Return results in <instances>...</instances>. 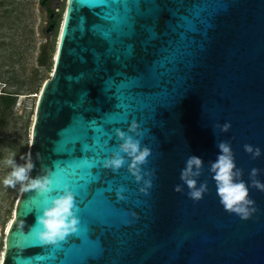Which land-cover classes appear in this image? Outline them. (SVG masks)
I'll return each mask as SVG.
<instances>
[{
	"label": "water",
	"instance_id": "1",
	"mask_svg": "<svg viewBox=\"0 0 264 264\" xmlns=\"http://www.w3.org/2000/svg\"><path fill=\"white\" fill-rule=\"evenodd\" d=\"M45 16L38 8L35 64L53 68L36 105L30 176L67 186L79 224L42 246L29 231L43 198L21 191L0 235L3 264H264V191L250 179L256 168L264 183V0H68L55 48ZM133 120L152 151L141 166L153 173L146 192L127 164L102 167L119 143L113 129ZM226 122L227 132L215 127ZM220 141L255 201L247 220L216 195L209 162ZM191 155L204 161L199 201L179 179Z\"/></svg>",
	"mask_w": 264,
	"mask_h": 264
},
{
	"label": "clouds",
	"instance_id": "2",
	"mask_svg": "<svg viewBox=\"0 0 264 264\" xmlns=\"http://www.w3.org/2000/svg\"><path fill=\"white\" fill-rule=\"evenodd\" d=\"M215 127H218L221 132H227L231 125L226 122L222 126L216 125ZM113 132L119 143L114 146L111 155L103 159L102 167L117 172L127 164V172L134 177L136 182L143 181L144 186L140 188V191L146 192L152 187V181L144 177L152 176L153 173H142L141 166L148 163V157L152 155V151L142 146L140 139H137L142 136L140 126L133 120L127 132L120 128L113 129ZM217 147L219 154L215 161L209 162V172L212 173L211 178L215 182L219 203L226 212L247 220L255 212V201L249 198V185L241 179L242 169L236 166L230 143L220 141ZM244 151L251 154L253 159L261 155L258 147L254 149L248 144L244 145ZM15 156L16 153L9 150V154L2 161L3 165L11 170L0 183L5 188H16L20 185L21 191H32L36 196L43 198L44 206L40 209L35 224L29 232L35 231V237L42 246L57 245L77 231L79 219L75 215L77 210L75 196L67 186L59 190L49 174L30 176L35 167L30 152L21 156L24 163L18 164L14 159ZM37 159H39V154H37ZM203 166L204 161L201 157L191 155L186 159L185 166L180 171L179 179L186 185L188 197L194 201L203 199L204 194L208 192L207 181L197 185ZM259 171L256 168L251 169V187L264 191V183L256 179ZM123 191V188L117 190L119 198H123L120 195ZM174 191L182 192L183 188L177 184ZM53 192L56 194L53 195ZM21 228H23V222H21Z\"/></svg>",
	"mask_w": 264,
	"mask_h": 264
},
{
	"label": "rangeland",
	"instance_id": "3",
	"mask_svg": "<svg viewBox=\"0 0 264 264\" xmlns=\"http://www.w3.org/2000/svg\"><path fill=\"white\" fill-rule=\"evenodd\" d=\"M37 3L38 0H0V97L5 93L10 97L17 95L13 107L5 115L0 107V181L11 170L2 163L9 150L16 153L14 159L18 164L24 163L21 156L29 153L36 105L52 73L53 67L39 69L35 64L37 46L41 42L36 32ZM65 10L66 7L64 13ZM20 194V185L5 188L0 183V235L3 240Z\"/></svg>",
	"mask_w": 264,
	"mask_h": 264
},
{
	"label": "flooded vegetation",
	"instance_id": "4",
	"mask_svg": "<svg viewBox=\"0 0 264 264\" xmlns=\"http://www.w3.org/2000/svg\"><path fill=\"white\" fill-rule=\"evenodd\" d=\"M67 2L68 0H38L37 3V16H38V8H41L46 12L45 23L42 32L45 37L50 38L53 48H55V43L58 38V33L63 20L64 9L67 5ZM1 4L3 5L4 3L2 2ZM38 22H39V18H38ZM7 95L9 94H6V96ZM12 96L13 97L11 98L14 99V96L17 95L13 94ZM2 247H3V243L1 244L0 251Z\"/></svg>",
	"mask_w": 264,
	"mask_h": 264
},
{
	"label": "trees",
	"instance_id": "5",
	"mask_svg": "<svg viewBox=\"0 0 264 264\" xmlns=\"http://www.w3.org/2000/svg\"><path fill=\"white\" fill-rule=\"evenodd\" d=\"M14 103L15 100L9 97L8 95L6 96L5 94V96L3 97L1 96L0 97L1 113L5 115L9 111V109L13 107Z\"/></svg>",
	"mask_w": 264,
	"mask_h": 264
},
{
	"label": "snow or ice",
	"instance_id": "6",
	"mask_svg": "<svg viewBox=\"0 0 264 264\" xmlns=\"http://www.w3.org/2000/svg\"><path fill=\"white\" fill-rule=\"evenodd\" d=\"M0 264H3L2 254H0Z\"/></svg>",
	"mask_w": 264,
	"mask_h": 264
},
{
	"label": "bare ground",
	"instance_id": "7",
	"mask_svg": "<svg viewBox=\"0 0 264 264\" xmlns=\"http://www.w3.org/2000/svg\"><path fill=\"white\" fill-rule=\"evenodd\" d=\"M9 226V225H8ZM7 229H8V227H7Z\"/></svg>",
	"mask_w": 264,
	"mask_h": 264
}]
</instances>
